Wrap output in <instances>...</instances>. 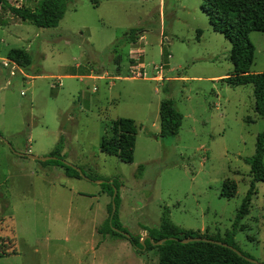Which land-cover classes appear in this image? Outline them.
Here are the masks:
<instances>
[{"label":"rangeland","instance_id":"374dc122","mask_svg":"<svg viewBox=\"0 0 264 264\" xmlns=\"http://www.w3.org/2000/svg\"><path fill=\"white\" fill-rule=\"evenodd\" d=\"M8 1L33 9L39 0ZM203 6L204 0H70L59 25L43 28L0 3V134L18 152L49 156L60 146L64 160L88 177L18 155L0 138V235L7 249L0 264H159L157 249L139 254L128 239L98 231L112 197L95 180L117 185L120 219L143 241L165 208L175 224L208 236L232 229L252 179L245 158L256 151L264 116L252 83L222 80L234 73L232 45ZM249 39L250 71L264 72V32ZM11 48H26L31 65L11 62ZM165 98L183 114L172 136L161 134ZM121 117L138 129L132 163L101 149ZM230 182L237 185L233 197L222 195ZM241 226L237 245L264 263V181L256 182Z\"/></svg>","mask_w":264,"mask_h":264},{"label":"trees","instance_id":"16d2710c","mask_svg":"<svg viewBox=\"0 0 264 264\" xmlns=\"http://www.w3.org/2000/svg\"><path fill=\"white\" fill-rule=\"evenodd\" d=\"M70 0H39L35 8L15 6L8 0H0L3 9L9 10L23 21L30 22L38 27H57L65 16ZM204 10L210 17L215 31L222 33L231 43V59L234 63V73L222 80L232 85L252 83L256 98V110L264 116V72H251L250 67L254 61L255 46L249 39L253 31L264 32V0H204ZM135 38V32H133ZM168 57V52L163 51ZM7 58L20 67H28L32 63V56L26 48H11L7 51ZM79 74L84 75L83 71ZM183 121V114L178 110L173 98H165L160 104V127L162 136L178 134ZM113 134L110 138H104L101 143L103 152L116 156L119 160L132 163L137 137V125L134 119L121 117L113 121ZM62 140V139H61ZM60 140V141H61ZM60 146L49 155L56 158L46 160L45 163L65 168L69 176L80 177V172L65 163L60 155ZM245 162L250 166L252 179L249 189L243 198L232 229L224 235L217 232L208 236L200 231L186 229L173 222L168 208L162 214L158 228H147V238L132 234L124 226L120 219L119 209L121 198L117 192L114 196L116 184L109 179L103 180V191L111 195L109 204V217L99 232L123 237L135 247L137 253L145 254L157 249L159 252V264H259L253 262L250 254L242 251L236 243V232L242 227L241 220L249 213L250 204L256 189V182L264 181V131L258 134L256 151L252 156L246 157ZM85 173V172H83ZM92 178V176H90ZM237 185L234 182L223 186L222 195L233 197L236 194ZM3 221L0 212V231ZM123 232L131 234L127 237ZM189 237H201L211 240H193L182 242ZM166 238L161 244H156L160 239ZM221 241L228 245L217 243ZM7 255L6 244L0 235V257Z\"/></svg>","mask_w":264,"mask_h":264},{"label":"water","instance_id":"95a60500","mask_svg":"<svg viewBox=\"0 0 264 264\" xmlns=\"http://www.w3.org/2000/svg\"><path fill=\"white\" fill-rule=\"evenodd\" d=\"M0 138L12 149V150H14V152L16 153V154H18V155H22V156H26V157H29V158H32V159H38V160H43V161H46V160H49V159H51V158H56V157H54V156H51V155H49V156H38V155H35V154H31V153H23V152H18V151H16L14 148H13V146H12V144L5 138V137H3V135H1L0 134ZM65 161V160H64ZM65 163H67L66 161H65ZM67 164H69V163H67ZM79 170V172H80V174L82 175V172H81V170L80 169H78ZM82 176H84V177H86V178H88L86 175H82ZM95 181H97V182H99V183H102L103 182V180H95ZM116 191H114V196L116 195ZM123 234H125L127 237H130L131 236V234L130 233H128V232H123ZM149 235H145V238L146 237H148ZM199 239H203V240H211V241H213L212 239H208V238H201V237H189V238H186V239H182L181 241L182 242H189V241H193V240H199ZM164 241H166V238H163V239H160V240H158L157 242H155L156 244H161L162 242H164ZM217 243H220V244H223V245H228L227 243H224V242H221V241H216ZM253 262H257V263H259V264H264V263H262V262H259V261H257V260H255V259H251Z\"/></svg>","mask_w":264,"mask_h":264},{"label":"built area","instance_id":"2783aa9c","mask_svg":"<svg viewBox=\"0 0 264 264\" xmlns=\"http://www.w3.org/2000/svg\"><path fill=\"white\" fill-rule=\"evenodd\" d=\"M11 62H13V61H11ZM8 63H9V61H7V62L5 63V65H8ZM12 73H13V72H12ZM13 74H14V73H13ZM13 74H12V75H13Z\"/></svg>","mask_w":264,"mask_h":264},{"label":"crops","instance_id":"0c3cea01","mask_svg":"<svg viewBox=\"0 0 264 264\" xmlns=\"http://www.w3.org/2000/svg\"><path fill=\"white\" fill-rule=\"evenodd\" d=\"M143 38V37H142ZM2 40V39H1ZM5 40V39H4ZM0 56H1V51H0Z\"/></svg>","mask_w":264,"mask_h":264}]
</instances>
